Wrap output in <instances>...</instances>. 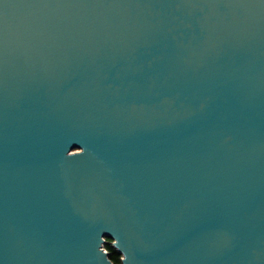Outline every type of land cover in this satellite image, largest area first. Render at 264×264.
Masks as SVG:
<instances>
[{
	"label": "water",
	"instance_id": "1",
	"mask_svg": "<svg viewBox=\"0 0 264 264\" xmlns=\"http://www.w3.org/2000/svg\"><path fill=\"white\" fill-rule=\"evenodd\" d=\"M264 264V0H0V264Z\"/></svg>",
	"mask_w": 264,
	"mask_h": 264
},
{
	"label": "trees",
	"instance_id": "2",
	"mask_svg": "<svg viewBox=\"0 0 264 264\" xmlns=\"http://www.w3.org/2000/svg\"><path fill=\"white\" fill-rule=\"evenodd\" d=\"M105 248L109 252V257L114 264H121L120 253L111 245L110 238H107Z\"/></svg>",
	"mask_w": 264,
	"mask_h": 264
}]
</instances>
